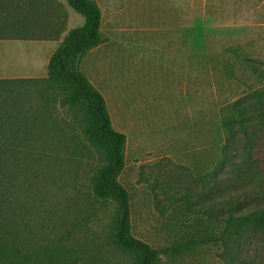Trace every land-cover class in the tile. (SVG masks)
Wrapping results in <instances>:
<instances>
[{
	"label": "rangeland",
	"instance_id": "obj_1",
	"mask_svg": "<svg viewBox=\"0 0 264 264\" xmlns=\"http://www.w3.org/2000/svg\"><path fill=\"white\" fill-rule=\"evenodd\" d=\"M95 1L106 42L79 68L127 138L120 181L131 197L133 235L159 251L162 264H264V233L232 257L210 246L162 253L183 234L177 220L198 222L197 214L177 213L180 196L204 204L211 173L248 184L264 165L263 155L249 164L234 149L235 170L219 169L223 115L264 87V0ZM71 11L69 29L82 27ZM46 102L33 100L37 122L28 106L23 116L0 118V224L14 226L17 255L30 264H134L110 239L115 206L92 192L101 159L84 135V116Z\"/></svg>",
	"mask_w": 264,
	"mask_h": 264
},
{
	"label": "trees",
	"instance_id": "obj_2",
	"mask_svg": "<svg viewBox=\"0 0 264 264\" xmlns=\"http://www.w3.org/2000/svg\"><path fill=\"white\" fill-rule=\"evenodd\" d=\"M66 2L84 18L82 27L69 29V15L55 0H0V28L10 31L0 38L61 43L49 61L46 79L0 81V118L14 110L17 116H23L22 109L28 106L33 108L29 116L34 122L39 121L40 109H35L34 99L47 100L48 105L59 101L74 119L81 113L85 120L84 135L101 159L93 176L92 192L97 200L112 203L116 208L112 244L131 256L134 264H162L160 252L133 235L131 197L120 181L127 138L114 129L104 97L79 68L87 53L106 42L101 29V8L95 0ZM222 128L226 148L219 169L229 166L235 170L230 159L234 149H243L249 164L254 163L255 157L264 156V87L252 93L249 103H232L222 117ZM218 174L210 175V198L204 204L200 198L180 196L178 202L184 207H178L177 213L197 214L198 222L186 227L175 218L177 225L184 228L183 234L162 253L174 257L192 248L210 246L223 248L232 257L246 247L249 238L264 233V165L252 169L244 181L248 184L229 175L222 179ZM250 193L254 195L250 197ZM13 227L0 224V264H30L31 258L17 255ZM59 260L53 264H62Z\"/></svg>",
	"mask_w": 264,
	"mask_h": 264
},
{
	"label": "crops",
	"instance_id": "obj_3",
	"mask_svg": "<svg viewBox=\"0 0 264 264\" xmlns=\"http://www.w3.org/2000/svg\"><path fill=\"white\" fill-rule=\"evenodd\" d=\"M64 6L70 22L74 16L66 0H55ZM10 33L0 28V37ZM60 42L3 40L0 38V81L46 79L48 65Z\"/></svg>",
	"mask_w": 264,
	"mask_h": 264
}]
</instances>
